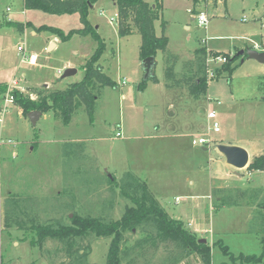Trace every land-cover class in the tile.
<instances>
[{
	"label": "rangeland",
	"instance_id": "rangeland-1",
	"mask_svg": "<svg viewBox=\"0 0 264 264\" xmlns=\"http://www.w3.org/2000/svg\"><path fill=\"white\" fill-rule=\"evenodd\" d=\"M146 1L163 3L155 33L169 39L167 51H159L155 59L158 83L150 80L140 87L145 81L141 35L134 29L121 36L119 20L108 22L117 14L114 0H99L89 21L106 43L100 64L115 86L96 89L93 119L83 104L69 124L54 111L33 123L15 105L1 116L0 264H106L111 238L92 233L76 238L69 255L66 243L47 240L33 245V228L70 225L74 214L104 223L120 220L135 206L134 198H141L142 182L172 218L207 240L212 264H264L231 258H262L264 253V172L230 166L217 149L244 146L251 161L264 154V64L239 59L233 74L214 77L200 98L167 88L165 80L169 56L177 57L174 72L180 78L201 47L232 57L245 49L263 52L264 0L205 2L202 9L210 18L206 27L189 11L192 0ZM10 19L65 34L83 27L79 14L50 15L27 10L24 0H0V84L10 87L14 77L20 79L25 94L37 99L41 92L64 90L69 82L83 79L85 57L97 47L91 36H74L49 51L48 33L34 36L31 28L15 32ZM31 54H37V66L24 61ZM67 64L77 73L63 78L66 69H60ZM220 66L209 58L208 78ZM210 112L216 113L219 133L209 130ZM118 132L122 138L116 137ZM200 134L209 139L208 145H193ZM219 186L238 204L217 208ZM155 229L147 224L125 233L123 264H204L199 254L178 261L181 251L172 245L156 248L155 242H147V233ZM142 241V250L133 249Z\"/></svg>",
	"mask_w": 264,
	"mask_h": 264
},
{
	"label": "trees",
	"instance_id": "trees-1",
	"mask_svg": "<svg viewBox=\"0 0 264 264\" xmlns=\"http://www.w3.org/2000/svg\"><path fill=\"white\" fill-rule=\"evenodd\" d=\"M99 0H24V6L27 10H38L50 15H72L79 14L82 28L72 30L65 34L61 29L51 26H40L36 28L31 23H27L26 27L34 29L37 34L48 33L49 35L60 39L62 42L71 40L74 36H91L96 42L97 47L93 54L85 61L83 65L84 77L80 82L72 83L64 90H54L51 92H41L37 99L21 92L20 90H12L14 97V105L18 107L22 114L28 117L32 111H40L43 114L49 111L59 113L63 122L69 124L75 110L79 104L86 107L88 115L93 119L97 102V88L106 86H115V82L104 72L100 61L106 49V43L99 35L97 30L89 21L90 11ZM206 0H192L193 12L197 13L202 4ZM119 16V34L121 36H129L134 29L141 35L140 59L144 60L154 57L156 59L159 51L166 52L169 39L165 35L158 37L155 33V22L160 19V10L158 6L149 4L146 0H114ZM10 25L22 29V25L9 22ZM165 22H162L163 32L165 30ZM223 56L227 61L219 68L215 69L216 78L222 74H228L230 77L235 71V63L242 57L236 54L230 56L228 54L213 53L208 51L206 47H201L195 51V57L192 61L187 62L185 66L186 74L177 78L174 72V66L177 62L176 56H169L166 59L165 80L169 89L187 90V93L194 98H200L207 94L209 82L214 78H208V59ZM152 76L140 85L145 87L148 81L158 83L154 68ZM264 88V82L262 83ZM99 90V89H98ZM9 91V85L0 84V103L4 100ZM249 171L264 172V154L256 156L248 168ZM113 184L114 180L110 179ZM141 198H134L135 206L126 209L120 220L104 223L98 218H84L77 214L71 219L72 224L61 225L58 227L50 225L34 226L37 239L32 244L40 243L43 245L47 240H54L67 244L66 251L72 254L73 243L76 238L84 237L88 234H95L100 238H111L107 263L106 264H123V258L127 255L123 250L124 235L128 231H133L138 226L152 224L155 226V232H148L147 242H155L156 248L161 244L172 245L176 250L181 251L177 260L180 261L191 253L199 254L204 264H212V249L208 244L201 242L195 233L188 230L186 224L181 220L172 218L158 204L156 199L150 194L147 186L142 182ZM132 185V184H131ZM226 190L217 189L216 193L218 206H230L238 204L237 201L230 199V195L224 194ZM223 194V195H222ZM222 195V196H221ZM146 243L138 242L133 249L142 250ZM75 252V250H74ZM234 261L240 260L246 263H258L264 260L256 256H241L240 258L231 257ZM134 261L130 262L133 264ZM166 260H164V264Z\"/></svg>",
	"mask_w": 264,
	"mask_h": 264
},
{
	"label": "water",
	"instance_id": "water-1",
	"mask_svg": "<svg viewBox=\"0 0 264 264\" xmlns=\"http://www.w3.org/2000/svg\"><path fill=\"white\" fill-rule=\"evenodd\" d=\"M54 43L48 48L49 51L54 48ZM239 56L242 58H248L256 60L264 64V51L260 52L257 50L245 49L239 53ZM245 59L242 60L244 62ZM155 58L151 57L143 61V67L145 70V80L152 76V69L154 66ZM77 73V70L74 68H68L65 70L63 78H68ZM43 115L40 111H32L28 114V117L32 120L33 123H36L37 120ZM218 151L225 157L227 164L233 166L237 169L248 168L250 164V155L248 151L240 146L232 145H219L217 146ZM201 242L206 244L207 240L201 239Z\"/></svg>",
	"mask_w": 264,
	"mask_h": 264
},
{
	"label": "built area",
	"instance_id": "built-area-1",
	"mask_svg": "<svg viewBox=\"0 0 264 264\" xmlns=\"http://www.w3.org/2000/svg\"><path fill=\"white\" fill-rule=\"evenodd\" d=\"M217 1H219V0H206L205 2L209 4V3H216ZM203 7L201 6V8L199 9V11L197 12V18H198L199 24L201 26L206 27L208 25L209 21H210V18L208 16V14L203 11V9H202ZM8 11H10V9H8ZM189 11L191 13H194L193 12V8L190 9ZM118 20H119V16H118V14H116L115 17L114 18L111 17L108 22H109L110 25H113V23L115 21L117 23ZM19 51L25 52V48L22 47V46H20L19 47ZM25 58H27V57L25 56ZM26 60L30 64H35L38 61V56H37V54H31L28 57V59H24V61H26ZM226 61H227V58L226 57H223V56H217V57H213L212 58V62H216V63H220V64H223ZM210 73H211V78H213L215 76V73L213 71L210 72ZM125 83H126L125 81L122 82L123 85H125ZM11 84L12 85L9 87V91H8L7 96L5 98V107L3 109L0 108V121H2L1 116L3 115V113L5 112V110H7L8 106L9 105H14V97H13L11 91L17 89V90H20L21 92L25 93L24 88L19 85L20 84V81L19 80H14ZM31 98L34 99L33 96H31ZM208 119L212 121V126H210L209 130L210 131H214L216 133H219L221 131V129H220V124L216 120L217 119L216 113L215 112H210L208 114ZM116 137L122 138V133L118 132L117 135H116ZM192 143H193V145L206 146L210 142H209V139H207L205 137V135H199V136H196L193 139ZM0 147H1V143H0ZM0 166H1V163H0ZM0 177H1V171H0ZM176 200L177 201H180V198H177Z\"/></svg>",
	"mask_w": 264,
	"mask_h": 264
},
{
	"label": "crops",
	"instance_id": "crops-1",
	"mask_svg": "<svg viewBox=\"0 0 264 264\" xmlns=\"http://www.w3.org/2000/svg\"><path fill=\"white\" fill-rule=\"evenodd\" d=\"M149 3V2H148ZM149 4H151V3H149ZM152 5V4H151ZM153 6H158L159 7V10H160V12H161V9H163V3L161 2V3H158V4H156V5H153ZM25 7V6H24ZM8 9H10V8H8ZM8 12H11V9H10V11H8ZM160 18H161V13H160ZM11 20V19H10ZM158 21V20H157ZM10 22H13L12 20L10 21ZM15 23V22H14ZM17 23V22H16ZM27 23H29V22H27ZM26 23V24H27ZM19 25H22V29H19V28H17V27H15V32H19V31H22V32H26V30L27 29H29L28 27H26V25L24 24V23H18ZM32 24V23H31ZM118 26V25H117ZM32 29V28H31ZM34 31V30H33ZM32 35H34V36H36V32H32ZM52 43H54L55 45H54V48L53 49H57L58 47H59V44H61V41H60V39H58V38H56V37H53V36H51V35H49L48 36V40H47V45H46V48L48 47H50V45L52 44ZM262 51H264V48L262 49ZM90 56H87V57H85L86 59H85V61L89 58ZM85 64V63H84ZM83 64V65H84ZM34 66H37L38 65V61L35 63V64H33ZM68 68H73V66L72 65H70V64H67V65H65L62 69H60L62 72H63V70H65V69H68ZM14 80H18L17 78H13L12 79V82L14 81ZM19 81L21 82V80L19 79ZM11 82V83H12ZM124 82V81H123ZM70 84H72L71 82H69L68 83V86L70 85ZM39 86H41V85H39ZM38 86V87H39ZM44 86H48V87H51L52 85H50V84H46V85H44ZM67 86V87H68ZM121 133V132H120ZM201 135V134H200ZM197 136V135H196ZM231 145H235V144H231ZM241 146V145H240ZM4 146L3 145H1V147H0V150L3 148ZM241 147H244V146H241ZM245 148V147H244ZM203 150H207L206 148H203ZM1 152V151H0ZM1 155H0V161H1ZM1 163V162H0ZM250 163H251V160H250ZM193 185L195 184V183H192ZM216 189L215 190H217V189H226V187H222V186H219V187H215ZM196 209L198 210V205L196 206ZM189 224H190V226L192 227L193 226V221H191V222H189ZM193 230H198V229H193ZM199 231V230H198Z\"/></svg>",
	"mask_w": 264,
	"mask_h": 264
}]
</instances>
